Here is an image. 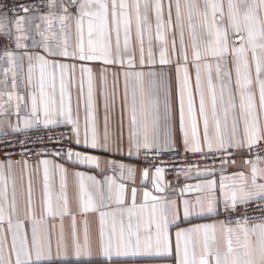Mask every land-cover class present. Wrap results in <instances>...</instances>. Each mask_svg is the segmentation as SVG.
Here are the masks:
<instances>
[{"label": "snow or ice", "instance_id": "obj_1", "mask_svg": "<svg viewBox=\"0 0 264 264\" xmlns=\"http://www.w3.org/2000/svg\"><path fill=\"white\" fill-rule=\"evenodd\" d=\"M45 6L47 12L33 16L29 13L38 5H15L9 9L11 21L7 13H0V32L7 35L11 23L16 48L27 47L22 41L32 39V47L42 50L24 54L29 61L28 87L32 88L33 72L38 70L39 91L38 95L29 91L30 115L13 131L69 127V133L58 138L64 144L51 155L73 168L104 171L100 155L93 153L125 158L122 138L117 141L109 135L107 114L102 138L97 130L94 74L85 62H100L126 69L122 73L129 112L126 158L176 152L182 142L185 153L200 154L202 159L217 154L224 157L223 167L229 164L233 151L264 148V0H168L167 5L164 0H47ZM36 20L40 21L34 24L39 39L29 35ZM5 56L8 67L4 73H13L15 89L16 57L11 51ZM61 58L73 63L61 62ZM75 62H81V99L85 79L87 82L83 132L79 120L73 118L68 91L69 82H74L70 72L76 71ZM170 68L174 69V82ZM105 70H100L101 81ZM7 99L17 101L18 114L24 97L13 91L7 93ZM174 103L178 136L173 126ZM0 110H4L3 104ZM24 145L21 140L22 149ZM41 154L49 153L45 149L37 153ZM260 160L257 156L256 161H245L250 176L244 172L221 174L219 183L207 178L214 175V167L196 168V176L206 178L195 185L185 184L178 197L169 198L164 193L170 185L165 184L160 166L151 173L152 189L159 194L154 195L145 185L149 169L140 173L141 191L136 186V169L116 159L104 163L113 173L118 172L121 182L115 175H105L101 182L41 159L39 208L29 174L21 215L15 186L9 199L13 168L9 159L0 163V264H64L70 256L79 261L94 255L104 258L101 264H115L113 257L130 256H174V264H264V182H258L264 181V168L258 166ZM18 163L28 172L27 160ZM191 172L189 166L183 175ZM70 176L74 178L77 212L84 217L99 213L95 245L87 219L82 221L81 242L77 214L70 206ZM123 181H130L131 188ZM138 192L142 195L139 204ZM187 192H194V198H184ZM250 211H258L259 217L249 216ZM65 217L71 218L70 238L65 233ZM193 219L211 222L192 223ZM50 220L59 224H50Z\"/></svg>", "mask_w": 264, "mask_h": 264}, {"label": "crops", "instance_id": "obj_2", "mask_svg": "<svg viewBox=\"0 0 264 264\" xmlns=\"http://www.w3.org/2000/svg\"><path fill=\"white\" fill-rule=\"evenodd\" d=\"M165 5H167L168 0H164ZM47 12V8L41 13H29V15L37 16ZM23 15V14H22ZM174 15V12H173ZM12 16H9V20L11 21ZM40 23L39 20L33 22V27L29 30V35L31 37H35L39 39V37L35 36V29L34 24ZM8 34L5 35L4 32H0V93H4L3 96H0V104H3L4 110H0V136L6 134L17 133L13 131V127L22 125V121L25 118H28L30 115V99H29V91H33L38 95V81H39V72L38 70L34 69L33 72V85L32 88L29 89L27 84L28 79V66L29 61L27 57L24 55L25 52L28 54H34L36 52H41V49L33 48L32 47V39L22 41L27 47L25 48H16L15 42V29L12 27L11 23H9V28L7 30ZM11 51L16 57L17 68L15 70V81H16V88H12L13 83V73L9 72L7 76H5L4 69L8 67L7 57L5 53ZM61 62L65 63H73L71 60H63L61 58ZM77 63V68L74 73L70 72V76L74 77V82H69L68 91L71 95V106H72V114L74 119H78L81 131L83 132L84 121L86 116V100H87V82L85 79L84 82V96L81 99L80 96V84H81V73L79 71L80 63ZM85 66L91 67L93 69L94 74V103H95V117H96V124L97 130L100 137H103L104 133V117L107 114L108 116V132L110 137L115 138L117 141L121 140L123 142V148L125 152V158H121L120 156H111L108 155L105 157L101 153H93L100 155L101 157V169L104 171L89 168L86 166H77L75 168L70 167L63 159L53 155H40L32 158L24 157V156H12V157H2L0 156V163L6 162L7 160L11 159L13 162L12 172L9 178L8 184V194L9 199L11 200L13 186L16 189V199L17 204L20 209L21 215H23V208L27 198V186H28V178L29 174L31 175L32 185H33V198L36 202L37 208H39L41 195H42V179H43V170L42 166L39 165V161L41 159H50L53 160L55 163L63 164L64 167L68 168L69 172L81 171L84 172L85 175H92L95 176L97 180L103 182L105 179V175L112 176L115 175L117 182H121L119 178V174L113 173L104 163L105 159H116L118 161L130 164L136 169V186L138 189H143L144 185H141V171L143 169H149L140 156L138 157H131L126 158L127 147H128V131H129V112L125 107V77L123 76V71L126 69H121L117 65L111 66H104L100 62H85ZM159 65H156V70H159ZM106 69L104 72V80L101 81L100 78V70ZM136 70H140L137 68ZM147 71L148 68L143 69ZM170 73V78L174 82V69H168ZM194 72H193V83H194ZM56 98L59 101V94H60V79L59 74L56 75ZM15 92L19 96H23L24 100L20 103L19 113L17 114L16 104L17 101L13 99L11 102L7 99L8 92ZM103 93V94H102ZM131 101V87L129 86L128 89V103ZM107 102V109H105V103ZM62 126V125H61ZM173 126L174 130L176 131L177 136L179 121H178V110L175 107L174 103V115H173ZM53 127V126H50ZM43 128V126H38L36 128L30 129H38ZM202 125H201V133H202ZM29 131V130H26ZM23 132V131H22ZM178 150L183 151L182 142L179 144ZM79 150V149H76ZM247 149L241 150L237 152L239 154H243ZM24 160L28 161L29 169L28 172H24L22 169V162ZM258 166L260 168H264V160L258 162ZM187 171V170H186ZM185 171V172H186ZM153 171L149 169V178L145 181V185L150 191H153L152 184H151V173ZM238 172H244L246 176H250V166L245 164V160L238 158L235 163L220 166L215 168V173L211 177L207 178H214L216 179L217 183H219L220 175L226 176H234ZM206 177H197L195 169H192V172L189 176L183 175V173L175 174L172 172L164 171V182L166 185H170L166 189L164 195L168 196L169 198H176L180 195L179 189L182 188L185 184L195 185L199 180L205 179ZM73 177H69V197H70V206L73 212H76L77 218V230L80 234L81 242H83V223L84 219H87L89 233L92 238L93 244L95 245L96 241L98 240L99 235V213H89L86 217L81 216L77 212L76 202H75V190L73 187ZM124 183L128 184V187L131 188L130 181H123ZM264 182V181H258ZM154 195H159L153 191ZM194 192H187L184 194V198H194ZM142 202V195L138 192L137 196V203ZM115 207V205H113ZM216 219H220L217 217ZM211 222L210 220H202V219H193L192 223H208ZM49 223H56L59 224V221H52L50 220ZM187 226V225H184ZM64 228L66 236L70 238L71 232V218L65 217L64 219ZM59 229L57 227L56 232L58 233ZM173 232V244H174V232L175 229H172ZM54 241V248H55V234L53 237ZM10 243V237H9ZM104 258L98 256L92 257H82L79 261L76 260L75 257H69L64 264H101V261ZM113 261L115 264H174V256L173 257H147V256H135V257H113Z\"/></svg>", "mask_w": 264, "mask_h": 264}, {"label": "built area", "instance_id": "obj_3", "mask_svg": "<svg viewBox=\"0 0 264 264\" xmlns=\"http://www.w3.org/2000/svg\"><path fill=\"white\" fill-rule=\"evenodd\" d=\"M23 3L25 5H38L39 7L31 13H41L46 9L47 0H0V13H7L8 16H12L13 13L9 12V9L15 5ZM22 15L23 13H19ZM69 127L66 126H53L49 128H38L29 131L17 132L12 134H6L0 136V156L12 157V156H24L28 158L40 156L37 153H43L45 149L48 150V155L51 152L57 151L61 148L63 141L58 138L61 134H68ZM52 137L49 140V137ZM25 141L24 148L20 146V141ZM24 152L22 155L21 153ZM43 155V154H41ZM257 156L264 160V148H254L251 152L246 150L243 154H239L233 151V154L229 160V164H232V160L236 161L241 158L245 161H256ZM140 158L144 164L152 171L155 170V166L163 167L164 171L172 172L175 174L183 173L188 170L189 166L192 169L206 167L218 168L222 166L221 160L224 158L217 154L215 158L211 156L208 159H202L200 154L185 153L177 149L176 152L162 153L161 155L155 154H141ZM228 164V165H229ZM252 209L256 208L255 204L250 205ZM249 216L259 217L258 211H250ZM223 217H220L222 219Z\"/></svg>", "mask_w": 264, "mask_h": 264}]
</instances>
